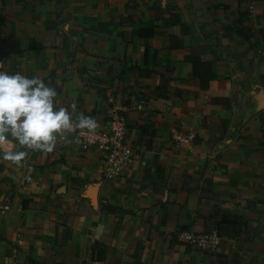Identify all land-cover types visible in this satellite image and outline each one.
<instances>
[{
    "label": "crops",
    "instance_id": "1",
    "mask_svg": "<svg viewBox=\"0 0 264 264\" xmlns=\"http://www.w3.org/2000/svg\"><path fill=\"white\" fill-rule=\"evenodd\" d=\"M262 28L264 0H0V71L40 78L95 131L113 97L134 154L111 182L84 131L0 159V264H264ZM188 57L216 59L207 91ZM173 127L195 141L178 148ZM224 214L239 224L218 250L176 240Z\"/></svg>",
    "mask_w": 264,
    "mask_h": 264
},
{
    "label": "clouds",
    "instance_id": "2",
    "mask_svg": "<svg viewBox=\"0 0 264 264\" xmlns=\"http://www.w3.org/2000/svg\"><path fill=\"white\" fill-rule=\"evenodd\" d=\"M57 91L37 77L19 72L0 71V143L13 139L19 150L0 153V159L20 165L27 150L51 153L58 139L75 131L94 133V117L74 116L71 110L56 104Z\"/></svg>",
    "mask_w": 264,
    "mask_h": 264
},
{
    "label": "built area",
    "instance_id": "3",
    "mask_svg": "<svg viewBox=\"0 0 264 264\" xmlns=\"http://www.w3.org/2000/svg\"><path fill=\"white\" fill-rule=\"evenodd\" d=\"M107 128L94 133L84 131L80 134L79 142L84 146H95L101 152V162L104 180L111 182L131 168L134 154L127 142V118L124 109L113 97L107 99ZM170 139L178 148L195 141L196 135L192 131H181L173 127L169 131ZM9 210V206L0 207ZM176 240L194 249L213 252L219 249L222 238L217 230L212 232L194 233L182 230L177 233Z\"/></svg>",
    "mask_w": 264,
    "mask_h": 264
},
{
    "label": "trees",
    "instance_id": "4",
    "mask_svg": "<svg viewBox=\"0 0 264 264\" xmlns=\"http://www.w3.org/2000/svg\"><path fill=\"white\" fill-rule=\"evenodd\" d=\"M142 36H151V32H141ZM259 36L264 47V28L259 29ZM171 48H181L182 41L178 37H169ZM188 61L192 65L193 73L192 75L199 81V85L202 91H207L209 88V82L212 79V69L213 63L216 59H213L211 62H203L199 57H188ZM145 63H148V52L145 53ZM264 80V76H263ZM262 130L264 132V120L262 121ZM238 219L230 220V216L228 214H224L221 220L218 222L219 235L222 236L224 232H226L227 226L236 227L239 223Z\"/></svg>",
    "mask_w": 264,
    "mask_h": 264
}]
</instances>
